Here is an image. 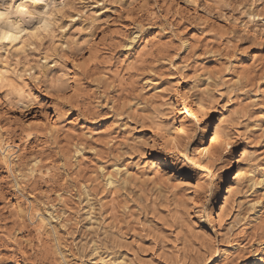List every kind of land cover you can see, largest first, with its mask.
I'll list each match as a JSON object with an SVG mask.
<instances>
[{
    "label": "rangeland",
    "instance_id": "obj_1",
    "mask_svg": "<svg viewBox=\"0 0 264 264\" xmlns=\"http://www.w3.org/2000/svg\"><path fill=\"white\" fill-rule=\"evenodd\" d=\"M18 4L0 0L25 30L0 37V264H264V0Z\"/></svg>",
    "mask_w": 264,
    "mask_h": 264
},
{
    "label": "bare ground",
    "instance_id": "obj_2",
    "mask_svg": "<svg viewBox=\"0 0 264 264\" xmlns=\"http://www.w3.org/2000/svg\"><path fill=\"white\" fill-rule=\"evenodd\" d=\"M14 1V0H13ZM12 2V1H11ZM10 2V3H11ZM18 5L21 7V9L23 8V9H25L24 10V12H26L27 14H28V16H32V14H33V10H34V7H35V0H18ZM10 5V4H9ZM11 5H12V3H11ZM17 6V5H16ZM8 7V6H7ZM11 7H9V9H10ZM17 9H20V8H18V6H17ZM12 10H13V8H12ZM14 12H16L15 10H14ZM7 13H9V12H7ZM6 13V14H7ZM11 14V13H10ZM13 14V13H12ZM21 15V14H20ZM6 16V15H5ZM15 16H16V14H15ZM12 18H13V15H12ZM21 18H22V16H21ZM18 19V18H17ZM10 22L7 24V25H0V27H2V28H4L5 29V35L4 36H6V37H8L9 38V36L7 35V33L8 32H11L12 33V36H17L18 34H20V33H22V32H24L25 30L22 28V25H21V23H20V21L19 20H9ZM17 25H19V27H17ZM25 28V27H24ZM0 39H2V38H0ZM4 39V38H3ZM16 42V41H15ZM7 80V78H6V71H0V82L2 81H6ZM182 130V129H181ZM184 131V130H183ZM182 131V132H183ZM179 132H181V131H179ZM181 132V133H182ZM206 134H207V132L206 131H204V132H202V134H201V138L199 139L200 141H198L199 142V144H198V147H197V149L194 151V152H196V153H198V155H199V157H200V159H203V160H205V159H207L209 156H210V154H211V148H212V145H213V142L216 140V139H219L221 142H225V139H226V134L224 133V131H223V128L221 127V126H218V125H215L214 127H213V129H212V133H211V137H209L208 139H207V142L205 143V141H206ZM221 145V144H220ZM198 165V164H197ZM158 170H160L159 168H158ZM162 172H164V174H168V175H170L169 176V178H175V180H177L178 182H181V183H185L186 182V180H184L183 179V177H184V175L181 173V172H179L178 170L176 171V170H171V171H166V170H163ZM238 173V172H237ZM239 175V173L237 174V175H235L234 176V178H233V182H232V184L230 185V186H228V188L227 189H225L226 190V196L222 199V201H221V205L219 206V214L220 213H222V211L226 208L225 207V205H226V203H228V201H227V197L231 194V188L234 186V184H236L235 182H236V179H237V176ZM241 176V175H240ZM194 181V180H193ZM196 181V180H195ZM250 182H252V185L253 186H257V187H261V189L262 190H264V177H261V178H257V179H255L254 178V176H253V178H251L250 179ZM117 183V181H116V179L112 176V175H110V174H108V176H107V185L108 186H113V185H115ZM123 183L125 184V180L123 179ZM192 186H193V189L195 190V192H197V186H198V184L197 183H194V184H192ZM236 187V186H235ZM220 198V197H219ZM252 207H253V209H255L256 211H255V213L258 215L259 213H260V211L264 208V205L262 204V202L261 201H256L255 203H253L252 205H251ZM225 207V208H224ZM225 211V210H224ZM197 213V215H198V219H200V221L202 222L203 221V217L201 216V212H202V210H201V207H197V211H196ZM89 214H90V212H88ZM48 217H45V221H46V224L47 225H50L51 224V219L53 218V216H52V214L48 211ZM255 214V215H256ZM221 216H222V214H221ZM220 215H219V217H221ZM259 216V215H258ZM90 219V218H89ZM203 223V222H202ZM43 226V225H42ZM102 259V258H101ZM103 263H104V260L102 259L101 260ZM100 261V262H101ZM116 262V261H115Z\"/></svg>",
    "mask_w": 264,
    "mask_h": 264
},
{
    "label": "snow or ice",
    "instance_id": "obj_3",
    "mask_svg": "<svg viewBox=\"0 0 264 264\" xmlns=\"http://www.w3.org/2000/svg\"><path fill=\"white\" fill-rule=\"evenodd\" d=\"M38 2H42V0H38ZM60 2L62 4L63 3V0H60ZM7 6L8 7H11V5H7ZM52 7L55 8V5L53 4ZM47 11H48V9L45 8L44 9V12L40 13V15L43 16L45 13H47ZM49 19H51V18L49 17ZM17 27H19V25H17ZM47 28H48V25L46 23L39 24L33 30H31L29 32V35H31L33 37V39H36L37 38V34L40 33V32L46 31ZM5 34H6L5 33V29L2 28V27H0V37H3ZM7 35L9 36L10 39H13V40H16V39H19L20 38L19 35L12 36V33L11 32H8Z\"/></svg>",
    "mask_w": 264,
    "mask_h": 264
}]
</instances>
